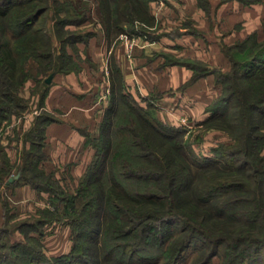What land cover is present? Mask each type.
<instances>
[{
  "label": "trees",
  "instance_id": "trees-1",
  "mask_svg": "<svg viewBox=\"0 0 264 264\" xmlns=\"http://www.w3.org/2000/svg\"><path fill=\"white\" fill-rule=\"evenodd\" d=\"M107 1L102 6L107 36L125 30L119 21H110L111 11L121 16V2L135 20H152L150 0H111L112 10ZM49 6L48 0H0V127L27 107L20 95L24 82L36 80L41 104L45 78L77 67L68 65L65 44L91 34L60 35L57 20L53 27L63 44L58 53L48 27L37 25ZM115 80L99 136L93 139L94 156L74 191L37 167L44 156L45 113L35 117L31 130L34 159L23 151L24 164L15 166L0 145V184L31 183L50 193L52 205L39 210L35 223L7 220L0 227V264H184L190 249L196 252L189 264H209L213 256L219 264H264V133L256 121L264 118V58L234 61L230 72L217 76L222 92L203 125L229 130L237 143H221L215 158H199L193 143L184 140L183 128L160 123L123 93L118 76ZM235 89L240 92L237 101ZM121 99L134 117L129 125L116 122ZM124 130L130 137L115 142L113 134ZM17 170L18 179L10 180ZM131 182L140 186L128 188ZM60 221L71 229V249L48 256L39 240L43 232L34 225ZM24 226L39 236L11 241V234Z\"/></svg>",
  "mask_w": 264,
  "mask_h": 264
},
{
  "label": "crops",
  "instance_id": "crops-1",
  "mask_svg": "<svg viewBox=\"0 0 264 264\" xmlns=\"http://www.w3.org/2000/svg\"><path fill=\"white\" fill-rule=\"evenodd\" d=\"M149 13L156 23L149 37L135 33L112 40L106 30L97 32L76 68L53 73L39 108L16 126L14 139L0 136L11 164L22 162L23 151L34 159L31 130L35 117L45 113L49 120L40 141L44 156L37 167L72 190L94 156L93 139L113 98L116 76L123 93L152 110L159 122L177 127L184 117L203 126L222 92L217 76L230 72L234 61L264 58V0H150ZM143 37L149 40L146 45ZM34 84L33 77L27 79L20 95L26 98L24 89ZM20 174L15 171L13 180ZM49 197L31 183L0 184V227L52 208ZM53 223H61L66 232L65 222ZM21 235L20 230L11 234L17 241ZM71 244L49 256L69 252Z\"/></svg>",
  "mask_w": 264,
  "mask_h": 264
},
{
  "label": "rangeland",
  "instance_id": "rangeland-1",
  "mask_svg": "<svg viewBox=\"0 0 264 264\" xmlns=\"http://www.w3.org/2000/svg\"><path fill=\"white\" fill-rule=\"evenodd\" d=\"M121 2V0H119ZM48 3L50 4L49 10L44 12L42 16L40 17L39 21L37 22L38 26H47L51 35H52V41L55 44L56 51L59 53L61 51V42L60 40L57 39V33L55 31V27H53L56 21L58 20V28L60 30V35H68L69 33L73 32H83V33H91L89 36L84 41H77L74 44H65V51L70 55L71 60L69 57H67L68 60V65L70 66H76L79 65V61L83 60L82 58H85L86 56V51H87V43L90 37L93 36V34H97V32L104 31V27L101 28V26H105V21H104V12L103 11V0H58V1H53V0H48ZM108 3V8L110 6L111 10L113 9L115 3L110 1H107ZM105 5V4H104ZM124 3L121 2V6L119 10L121 11V16L120 15H115L110 12V21L116 22L119 21V24L121 26H124V32L119 33L120 36H135V33H142L146 34L147 37H149V32H151L153 29L151 28L154 26L155 19L152 18L151 22L148 23H143L140 20H135L131 15L128 14V8H124ZM126 7V6H125ZM84 15L86 16V19L84 18ZM152 17V16H151ZM102 24V25H100ZM152 25V26H151ZM152 30H151V29ZM118 35V36H119ZM108 39H115V34L111 32L108 35ZM64 37V36H62ZM147 37L143 40L149 41ZM23 43H25L23 41ZM63 43V42H62ZM23 45V44H22ZM22 45L18 47L19 52H22ZM30 49V48H27ZM30 51V50H28ZM23 59V58H22ZM21 60V58H20ZM25 87V86H24ZM37 85L34 84L33 86H26L24 89L25 95H27L26 98H24V101L27 104V107L23 111L21 115H11L10 118L4 119L0 127L2 129L1 137L3 139L13 138L15 137L16 133L15 128L18 124H20L24 119H28V115L34 111L36 108H39L40 104V92L37 91ZM234 94L236 96H233V101L239 100V89H235ZM240 100L244 101V98L241 97ZM247 101L251 100V96L246 97ZM232 101V102H233ZM41 110L38 109V113H40ZM149 112L153 115V111L149 109ZM130 114V115H129ZM25 115V117H24ZM154 116V115H153ZM116 122L122 125H129L130 122L133 120L134 117L131 113H128V108L127 105L122 102V99L118 102L117 106V113L115 115ZM184 118V117H183ZM11 119V122H10ZM180 119V125L177 127H181L184 129V134L183 138L186 141H190L193 143L192 149L194 153L199 157V158H215L217 154V150L221 148V143L225 144H236L237 139L233 137V134L229 132V130L221 128L219 126H214V127H206L205 125L203 126H198L195 125V122L186 119L188 124H184ZM257 124L261 126L260 130L262 133H264V118L262 119H257ZM136 122V121H135ZM162 123V122H160ZM163 124V123H162ZM7 127L5 128V126ZM165 125V124H164ZM189 125V126H188ZM168 126V125H167ZM237 129V128H236ZM239 130V128L237 129ZM230 131H235L233 126L230 129ZM99 136V133L97 134ZM120 137H123L125 139L129 138V134L126 130L120 132V134H113L112 138L115 140V142L118 141ZM14 139V138H13ZM261 155L264 156V145L261 148ZM238 157V156H234ZM244 157V156H243ZM247 157V156H246ZM256 158V157H255ZM256 162H259L258 158H256ZM260 163V162H259ZM263 163V162H262ZM15 175L11 174L10 178L14 179ZM78 183V182H77ZM76 183V184H77ZM76 184H73V188H71L73 191L76 187ZM128 188L132 187H138L140 186L139 184H136L134 182H131L130 184H126ZM40 215V214H38ZM38 215H32L30 217H25L21 221H29V223H35L36 222V217ZM13 222L9 221V224ZM61 223H53L51 222L50 224H40V225H34V227H37V230L41 229L43 232V235L39 236L38 231L36 230H31L30 227L24 226L22 228L21 232V240L20 242H27L29 241L28 238L26 237L27 234L29 235H34V236H39V240H41L42 245H43V250L45 251L46 255H50V253H59L65 249L68 248L71 240V229L67 225L65 226V231L69 233L70 235L67 236L66 232H63L61 228L63 226H60ZM68 228V229H67ZM59 229L62 230L60 232L61 235L60 238L56 235L59 233ZM58 237V238H53L51 237L48 239L50 236ZM70 236V238H69ZM48 239V240H47ZM11 241H17L13 236H11ZM40 242V241H39ZM40 242V243H41ZM66 246V247H65ZM40 247V246H39ZM42 247V246H41ZM7 248H2V251H7ZM196 250H189V253L187 255L186 262L184 264H189L192 260V258L195 255ZM209 264H219V257L218 256H213Z\"/></svg>",
  "mask_w": 264,
  "mask_h": 264
},
{
  "label": "water",
  "instance_id": "water-1",
  "mask_svg": "<svg viewBox=\"0 0 264 264\" xmlns=\"http://www.w3.org/2000/svg\"><path fill=\"white\" fill-rule=\"evenodd\" d=\"M52 76H53V73L49 74V75L45 78V81H46L47 83H49V82L51 81ZM17 176H18V175H16V177H17ZM10 180H13V178H10Z\"/></svg>",
  "mask_w": 264,
  "mask_h": 264
},
{
  "label": "built area",
  "instance_id": "built-area-1",
  "mask_svg": "<svg viewBox=\"0 0 264 264\" xmlns=\"http://www.w3.org/2000/svg\"><path fill=\"white\" fill-rule=\"evenodd\" d=\"M144 39H145V38H144ZM146 43H147V41L144 40V41H143V45H146ZM181 119H182V120H181L182 123H184V124H188L186 118H181ZM188 126H189V125H188Z\"/></svg>",
  "mask_w": 264,
  "mask_h": 264
}]
</instances>
